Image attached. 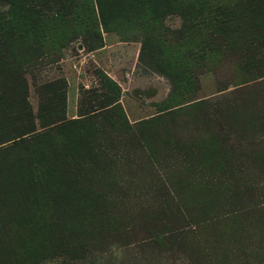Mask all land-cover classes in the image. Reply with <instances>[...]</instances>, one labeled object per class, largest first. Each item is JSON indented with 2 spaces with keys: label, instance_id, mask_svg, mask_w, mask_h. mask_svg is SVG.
<instances>
[{
  "label": "rangeland",
  "instance_id": "1",
  "mask_svg": "<svg viewBox=\"0 0 264 264\" xmlns=\"http://www.w3.org/2000/svg\"><path fill=\"white\" fill-rule=\"evenodd\" d=\"M0 264H264V0H0Z\"/></svg>",
  "mask_w": 264,
  "mask_h": 264
},
{
  "label": "trees",
  "instance_id": "2",
  "mask_svg": "<svg viewBox=\"0 0 264 264\" xmlns=\"http://www.w3.org/2000/svg\"><path fill=\"white\" fill-rule=\"evenodd\" d=\"M17 140L19 141L20 140V138L18 137V138H15V139H11V140H9V141H7V142H12V143H15V142H17ZM7 142H5V143H7ZM3 144V143H2Z\"/></svg>",
  "mask_w": 264,
  "mask_h": 264
}]
</instances>
